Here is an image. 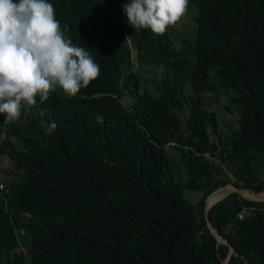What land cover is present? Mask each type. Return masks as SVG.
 Instances as JSON below:
<instances>
[{
	"label": "trees",
	"instance_id": "trees-1",
	"mask_svg": "<svg viewBox=\"0 0 264 264\" xmlns=\"http://www.w3.org/2000/svg\"><path fill=\"white\" fill-rule=\"evenodd\" d=\"M192 1V40L175 47L169 27L128 24L130 0H49L101 71L75 97L57 88L14 122L0 114V264H222L205 198L230 182L225 171L264 191V0ZM208 94L227 95L235 113L227 142L210 139ZM41 120L57 128L46 135ZM207 218L233 247L228 264H264V202L231 193Z\"/></svg>",
	"mask_w": 264,
	"mask_h": 264
},
{
	"label": "clouds",
	"instance_id": "clouds-1",
	"mask_svg": "<svg viewBox=\"0 0 264 264\" xmlns=\"http://www.w3.org/2000/svg\"><path fill=\"white\" fill-rule=\"evenodd\" d=\"M189 0H130L123 6L135 30L163 34L187 11ZM89 50L65 38L49 0H0V114L14 122L57 88L69 98L100 75ZM40 116L45 115L41 110ZM52 133L55 121L45 124Z\"/></svg>",
	"mask_w": 264,
	"mask_h": 264
},
{
	"label": "rangeland",
	"instance_id": "rangeland-1",
	"mask_svg": "<svg viewBox=\"0 0 264 264\" xmlns=\"http://www.w3.org/2000/svg\"><path fill=\"white\" fill-rule=\"evenodd\" d=\"M194 2L192 0H189L187 11L185 14L176 22V24L169 26L170 28V34L171 38L173 40V43L175 47L179 46V43L182 42V45L186 43H190L193 37V13H194ZM125 36L130 44V38L128 37L129 29L124 31ZM132 50V49H131ZM133 53V51H132ZM138 74L142 78L146 80L147 83H150V80L152 78L150 69L147 67H141L138 69ZM215 90H218L215 89ZM230 97L231 95L228 94ZM227 95L220 94L218 97L215 96V94H208L206 97V102L208 103V106L211 110H213L216 113L217 116V137H210L211 140L214 142H217V138L221 142H227L229 138V134L231 131L236 129L237 125L235 123L236 116L235 113L232 111H227L225 109L226 106H228L227 101ZM130 101V98L123 97L122 103L126 106ZM3 133V131H1ZM18 145V143L16 142ZM166 156L169 159V162L171 163L172 168V175L177 181H183L185 179L184 176V170L181 165V162H179V152L173 148L172 146H166L165 147ZM7 163L6 156L2 155L0 156V167H3ZM226 175L230 178V182L234 181V178L232 177L231 172L225 171ZM5 177V174H2L0 172V182H3ZM1 191V189H0ZM264 192V191H263Z\"/></svg>",
	"mask_w": 264,
	"mask_h": 264
},
{
	"label": "water",
	"instance_id": "water-1",
	"mask_svg": "<svg viewBox=\"0 0 264 264\" xmlns=\"http://www.w3.org/2000/svg\"><path fill=\"white\" fill-rule=\"evenodd\" d=\"M225 190H226V192L224 193ZM231 193H237L240 197H242L248 201H251V202H257V203L264 202V198L261 197V194L263 192L260 194H255V193H253L247 189L236 187L233 184V182H229L225 186L215 189L205 198L203 210H204V216L206 219V226H207L208 230L210 231V233L212 234V236L215 238L217 244H223V245L228 247V254H227L226 258L223 260L222 264H228L229 263L231 254L233 253V247L230 246L226 240L222 239L220 236L217 235L215 229L211 226L210 222L208 221V218H207L208 211L211 208L209 206V199L213 195L220 196L218 198V200H216V202L214 203V205H215L216 203L220 202L221 200H223L224 198L229 196Z\"/></svg>",
	"mask_w": 264,
	"mask_h": 264
},
{
	"label": "built area",
	"instance_id": "built-area-1",
	"mask_svg": "<svg viewBox=\"0 0 264 264\" xmlns=\"http://www.w3.org/2000/svg\"><path fill=\"white\" fill-rule=\"evenodd\" d=\"M0 189H1L0 193H2L3 191L8 190V187L5 185L4 182H0ZM237 219L242 220L243 214L242 213L237 214Z\"/></svg>",
	"mask_w": 264,
	"mask_h": 264
},
{
	"label": "bare ground",
	"instance_id": "bare-ground-1",
	"mask_svg": "<svg viewBox=\"0 0 264 264\" xmlns=\"http://www.w3.org/2000/svg\"><path fill=\"white\" fill-rule=\"evenodd\" d=\"M225 192H226V190L224 191V193ZM216 196L217 195H213L210 197V199H209V206L210 207H212L214 205V203L216 202V200H218V198L220 197V196H217V197ZM261 197L264 198V192L261 194Z\"/></svg>",
	"mask_w": 264,
	"mask_h": 264
}]
</instances>
